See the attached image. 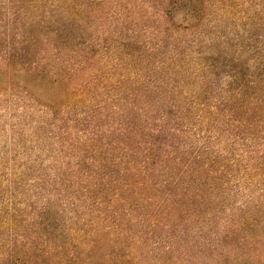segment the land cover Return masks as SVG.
Masks as SVG:
<instances>
[{
	"label": "trees",
	"instance_id": "16d2710c",
	"mask_svg": "<svg viewBox=\"0 0 264 264\" xmlns=\"http://www.w3.org/2000/svg\"><path fill=\"white\" fill-rule=\"evenodd\" d=\"M116 44L0 64V264H200L136 252L264 228V0H130Z\"/></svg>",
	"mask_w": 264,
	"mask_h": 264
},
{
	"label": "rangeland",
	"instance_id": "374dc122",
	"mask_svg": "<svg viewBox=\"0 0 264 264\" xmlns=\"http://www.w3.org/2000/svg\"><path fill=\"white\" fill-rule=\"evenodd\" d=\"M129 9L130 0H0V55H25L31 59L0 61V64H66L74 63L69 57L86 55L92 50L112 53L121 31L125 36L129 33ZM55 55L65 61L53 60ZM44 56L49 58L35 59ZM3 146L4 141L0 140V151ZM225 196L232 205L241 207L244 203L235 193L227 191ZM254 198L259 199L258 195ZM226 229L225 224L217 220L200 236L194 229V233L184 239L186 243L173 240V251L165 245H145L136 253L145 252L144 257L150 258L194 257L200 264H207L208 259L213 261L214 257H229V264H242L239 257H249L255 261L251 264H264L261 258L264 257V240L260 238L264 237L263 227L251 234V246L234 248L231 253L227 251V243L219 239ZM232 243L239 245L237 239Z\"/></svg>",
	"mask_w": 264,
	"mask_h": 264
}]
</instances>
